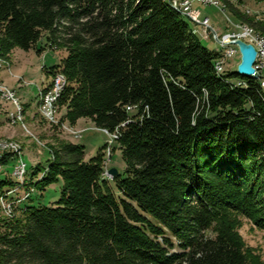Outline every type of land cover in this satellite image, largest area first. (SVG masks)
<instances>
[{"label":"trees","instance_id":"1","mask_svg":"<svg viewBox=\"0 0 264 264\" xmlns=\"http://www.w3.org/2000/svg\"><path fill=\"white\" fill-rule=\"evenodd\" d=\"M224 1L264 35V21ZM188 20L171 0H0V51L44 34L65 48L58 106L118 132L126 166L112 186L102 157L62 144L44 180L61 177L59 200L0 222V264H264L228 216L253 210L264 229V90L218 73L220 53Z\"/></svg>","mask_w":264,"mask_h":264},{"label":"rangeland","instance_id":"2","mask_svg":"<svg viewBox=\"0 0 264 264\" xmlns=\"http://www.w3.org/2000/svg\"><path fill=\"white\" fill-rule=\"evenodd\" d=\"M227 1L250 18L264 21V0ZM194 6L202 12V19L208 17L213 30L221 35L235 30L236 24L240 29L243 26L224 0L219 8L200 4ZM188 21L202 45L220 53L223 59L225 46L216 41L213 32L205 35L203 27H196V23L190 19ZM46 41L47 34H44L29 51L19 48L9 54L0 51V180H6L9 184L0 192V222L20 217L22 209L28 206L51 207L59 200L63 186L61 177L51 184L44 180L50 175V166L56 160L62 144L84 146L87 160L95 156L102 157L104 176L112 186L114 177H109L107 172L115 168L123 174L126 170L115 137L117 132L98 129L87 118L72 123L66 117V107H59L58 104L51 118L46 114L42 99L47 90L54 86L55 66L60 65L67 55L65 48L47 44ZM238 61V58L226 59L225 72L235 71ZM251 177L258 182V175L253 174ZM255 182L252 187L256 186ZM225 189L241 197L238 195L242 193L240 187ZM236 196L231 199H236ZM197 204L195 201L191 206ZM212 207L221 210L223 206L218 202ZM250 213L247 216L245 212L231 208L228 216H232L235 221L237 233L245 247L264 263V229L256 223L257 214L253 210Z\"/></svg>","mask_w":264,"mask_h":264},{"label":"built area","instance_id":"3","mask_svg":"<svg viewBox=\"0 0 264 264\" xmlns=\"http://www.w3.org/2000/svg\"><path fill=\"white\" fill-rule=\"evenodd\" d=\"M171 2L174 3V6H178L179 9L184 10L185 16H188L191 20H193V22L196 23V27L197 26L203 27L204 28L203 33L205 35L206 33L209 34V32L212 31L216 41L221 46H225V54H223L224 58L221 59L219 57V59L216 61L217 63H219L220 61H225L226 59H235V58L239 59L237 64L240 63L239 49L237 46L232 44L234 40H241L246 44L253 45L257 51V57L253 67L258 72V77H262L264 79V43H262L259 39H257V37H252L250 35H247L246 32L241 31V29L239 28V26H237V24L235 26V30L231 32L227 31L221 35L220 33H218V31L213 30L210 19L208 17L202 19V12L194 6L195 4H200V5H205V6L207 5V6L219 8L214 0H181V1L171 0ZM54 81H55V91H51V94H49V103L47 108L48 114L50 115H53V112L55 111V108L57 106V104H53V97H59V92H64V84L67 83L64 74L59 73V71L55 72ZM115 137L117 139L118 132ZM107 175L109 177H112V175H110L109 172H107Z\"/></svg>","mask_w":264,"mask_h":264},{"label":"bare ground","instance_id":"4","mask_svg":"<svg viewBox=\"0 0 264 264\" xmlns=\"http://www.w3.org/2000/svg\"><path fill=\"white\" fill-rule=\"evenodd\" d=\"M215 2H216V5L218 6V7H220V6H222V0H214ZM172 6H173V8L175 9V10H177V11H179L183 16H185V14H184V10H182V9H179V7L178 6H174V3L172 2ZM186 18H188V19H190L188 16H185ZM191 20V19H190ZM192 22H193V20H191ZM195 23V22H194ZM241 31H244V32H246L247 33V35H250V36H252V37H257V39H259L262 43H264V35H262L261 33H259V32H257L254 28H252V27H247L246 25H243L242 27H241ZM224 63H225V61H220L219 63H216V65H215V68H216V71L218 72V73H222L223 71H224ZM252 78H255V79H257V80H259V82H260V87L264 90V79L262 78V77H258V72L255 70V74H254V76H252ZM54 82V86L50 89V90H47V92L45 93V95H44V99H42L41 101L43 102V108H44V110H45V112H46V114L51 118L53 115H50V114H48V110H47V108H48V103H49V94H51V91H55V81H53ZM65 87H66V83L64 84V89H65ZM46 91V90H45ZM44 91V92H45ZM62 93L63 92H59V97H53V104H57L58 103V101H59V99H60V97H61V95H62ZM41 95H43V94H41ZM41 98V97H40ZM42 105V104H41ZM46 115V116H47ZM48 118V117H47ZM49 119V118H48ZM105 131V130H104ZM25 182V181H24Z\"/></svg>","mask_w":264,"mask_h":264},{"label":"water","instance_id":"5","mask_svg":"<svg viewBox=\"0 0 264 264\" xmlns=\"http://www.w3.org/2000/svg\"><path fill=\"white\" fill-rule=\"evenodd\" d=\"M233 45L237 46L240 53V63L237 67V73L243 77H252L255 74V68L253 67L257 51L251 44H246L241 40H234ZM112 177L118 175V171L115 168L109 170Z\"/></svg>","mask_w":264,"mask_h":264},{"label":"crops","instance_id":"6","mask_svg":"<svg viewBox=\"0 0 264 264\" xmlns=\"http://www.w3.org/2000/svg\"><path fill=\"white\" fill-rule=\"evenodd\" d=\"M168 1H170V0H168ZM198 9V8H197Z\"/></svg>","mask_w":264,"mask_h":264}]
</instances>
